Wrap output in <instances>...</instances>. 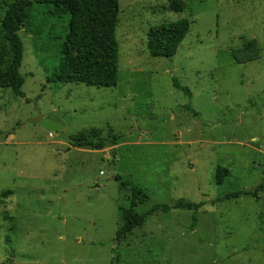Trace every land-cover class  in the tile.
Here are the masks:
<instances>
[{"label":"rangeland","instance_id":"obj_1","mask_svg":"<svg viewBox=\"0 0 264 264\" xmlns=\"http://www.w3.org/2000/svg\"><path fill=\"white\" fill-rule=\"evenodd\" d=\"M10 2L0 0V22ZM118 7L112 88L49 82L69 16L27 8L18 32L24 98L0 88V264H264L262 197L221 200L254 189L264 173V0ZM182 18L190 30L175 56L151 57L150 28ZM253 40L257 58L239 63L235 52L242 58ZM173 78L189 88L197 117ZM37 109L62 131L28 121ZM93 132L103 149L73 146ZM217 167L229 171L220 184ZM123 182L147 195L138 213L178 199L205 204L193 228L191 211L171 209L116 241Z\"/></svg>","mask_w":264,"mask_h":264},{"label":"trees","instance_id":"obj_2","mask_svg":"<svg viewBox=\"0 0 264 264\" xmlns=\"http://www.w3.org/2000/svg\"><path fill=\"white\" fill-rule=\"evenodd\" d=\"M33 3L46 4L51 7L49 13L53 17L69 16L67 33L59 45L58 67L48 79L51 83L84 84L95 88L115 87L118 80V43L115 37L118 24V0H11L4 17L0 22L2 38L0 40V88H9L16 97L24 98L21 88L24 79L19 73L23 60V44L18 32L27 23V8ZM179 2L171 6V10L181 9ZM190 23L182 18L174 22L162 23L150 28L146 38L147 52L154 58H172L178 47L189 33ZM4 42V44H2ZM2 44V45H1ZM244 55L239 58L235 52L234 58L239 62L252 61L258 56L256 42H249L241 50ZM173 87L182 92L188 99L183 107L192 117L198 113L191 107V92L188 87L181 85L173 78ZM91 137L80 136L74 142V147H88L93 150L104 148L106 139L94 141L96 132ZM114 137L112 144H116ZM229 171L217 167L215 178L220 184L228 177ZM121 188L127 190V203L117 206L119 211V226L115 240L119 241L134 229L145 224L147 219L158 213H167L171 209H181L192 212L191 228L196 224V214L205 203L188 202L178 199L172 204H155L149 210L138 213L136 206L147 200V195L138 186L123 182ZM5 192L2 196L11 195ZM264 173L260 184L252 190H242L225 195L221 200L251 197H262L264 214ZM212 205L215 202H211ZM262 215L261 219H262Z\"/></svg>","mask_w":264,"mask_h":264},{"label":"water","instance_id":"obj_3","mask_svg":"<svg viewBox=\"0 0 264 264\" xmlns=\"http://www.w3.org/2000/svg\"><path fill=\"white\" fill-rule=\"evenodd\" d=\"M37 115L28 121L38 123L45 131L50 133H59L62 131V125L57 121H52L50 119L44 118L40 115L39 110H36Z\"/></svg>","mask_w":264,"mask_h":264}]
</instances>
